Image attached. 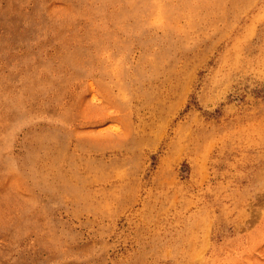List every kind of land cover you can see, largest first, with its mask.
I'll return each mask as SVG.
<instances>
[{"label":"rangeland","instance_id":"374dc122","mask_svg":"<svg viewBox=\"0 0 264 264\" xmlns=\"http://www.w3.org/2000/svg\"><path fill=\"white\" fill-rule=\"evenodd\" d=\"M0 264H264V0H0Z\"/></svg>","mask_w":264,"mask_h":264}]
</instances>
